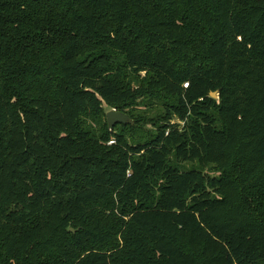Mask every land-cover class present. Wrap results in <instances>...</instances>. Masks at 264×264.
Returning <instances> with one entry per match:
<instances>
[{"label":"trees","instance_id":"1","mask_svg":"<svg viewBox=\"0 0 264 264\" xmlns=\"http://www.w3.org/2000/svg\"><path fill=\"white\" fill-rule=\"evenodd\" d=\"M0 264H264V0H0Z\"/></svg>","mask_w":264,"mask_h":264},{"label":"rangeland","instance_id":"2","mask_svg":"<svg viewBox=\"0 0 264 264\" xmlns=\"http://www.w3.org/2000/svg\"><path fill=\"white\" fill-rule=\"evenodd\" d=\"M146 104L145 103H141V105L139 104V105H136V110L134 111L135 112V114H137V113H141L142 115H144V114H146L147 116H149V114H154L155 112H152V111H150V110H156V108H157V104H155V103H152V104H150V105H148V106H145ZM111 109H116V108H111V107H106V111L108 112L109 110H111ZM117 110V109H116ZM147 111V112H146ZM149 113V114H148ZM138 115V114H137ZM129 121L131 122V123H134V119H132V118H130L129 119ZM175 121H177V120H175ZM149 127L151 126L150 124L148 125ZM183 167H184V169H186V170H189V169H194V168H196V169H198V168H200V166H199V162L198 161H193V162H184L183 163Z\"/></svg>","mask_w":264,"mask_h":264},{"label":"water","instance_id":"3","mask_svg":"<svg viewBox=\"0 0 264 264\" xmlns=\"http://www.w3.org/2000/svg\"><path fill=\"white\" fill-rule=\"evenodd\" d=\"M212 96L216 97L217 94L215 92L212 93ZM130 119V116L126 114L125 112L111 109L107 112V121L109 123V126L113 128L118 122H128ZM74 231V229L72 228Z\"/></svg>","mask_w":264,"mask_h":264},{"label":"built area","instance_id":"4","mask_svg":"<svg viewBox=\"0 0 264 264\" xmlns=\"http://www.w3.org/2000/svg\"><path fill=\"white\" fill-rule=\"evenodd\" d=\"M113 142H114V140H111V141H110V143H113Z\"/></svg>","mask_w":264,"mask_h":264}]
</instances>
